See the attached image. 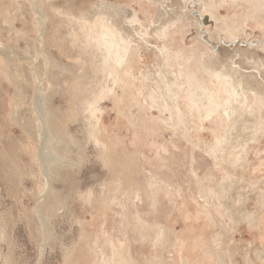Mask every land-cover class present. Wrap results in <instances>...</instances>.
<instances>
[{
  "label": "rangeland",
  "instance_id": "rangeland-1",
  "mask_svg": "<svg viewBox=\"0 0 264 264\" xmlns=\"http://www.w3.org/2000/svg\"><path fill=\"white\" fill-rule=\"evenodd\" d=\"M100 12L130 47L121 70L133 80L111 94L95 70L100 52L68 29ZM212 55L240 73L245 104L205 70ZM192 73L217 104L240 103L238 116L218 109L199 122ZM142 83L179 111L174 127L140 100ZM95 124L100 145L88 137ZM219 136L225 157L243 151L236 169L208 156ZM258 203L264 0H0V264H264L254 258L264 248Z\"/></svg>",
  "mask_w": 264,
  "mask_h": 264
},
{
  "label": "bare ground",
  "instance_id": "bare-ground-1",
  "mask_svg": "<svg viewBox=\"0 0 264 264\" xmlns=\"http://www.w3.org/2000/svg\"><path fill=\"white\" fill-rule=\"evenodd\" d=\"M36 10L38 11V9H36ZM127 10L131 12V16H130L129 20L127 21V27H130L133 30L138 29V27L140 26V23H139L140 21L136 16L135 9L133 7H129V8H127ZM21 14H22V12H21ZM37 14H39V13H37ZM106 17L103 13L100 12V13H98V16L94 19L93 22L92 21H88V22L86 21L85 22V20L79 22L77 20V22L75 23V27L72 26V27H69L68 29L71 32H76L77 35H79L80 37H82L85 40V43H86L85 48L91 47L90 49L92 52L93 51H99L100 52L101 56L99 58V61H97V62H99V65L95 66V70L102 77H106L107 79L111 80V84H110L111 88L106 91L108 94H111L112 92H114V89L117 88L119 85L123 84L124 82L131 81L133 76L131 77L128 74V72H127L128 68L127 67H125L123 69V71L121 70L123 65L130 64L129 59H128V53L130 50L129 49L130 47L128 46L129 43L122 41L121 39L118 40L115 38V30L117 31L118 29H115L113 25H110V22L107 21L108 18H106ZM210 18L215 19L214 10H212V12L210 13ZM38 32L40 34L45 32V27H42V24L40 25ZM226 33L230 37V39H232L231 33L229 31H227ZM162 34H163V32L160 34V36H162ZM93 48H94V50H93ZM154 49L156 51H158L163 56L162 52H160L156 47H154ZM7 52H9V51H7ZM222 52H223V50L220 49L219 52H217L215 55H217V54L219 55ZM8 54L9 53H7V55H6V57H7L6 61L7 62H8V57L10 56V55L8 56ZM215 55H212L206 59V61L204 63L205 70L207 72H210V76L214 77L215 79L223 80V82L227 86V92L230 94L231 98H233V99L238 98L240 100V102H242V104H245L246 99H245V95H244V88L242 85L243 80H242L240 73L238 71H236V69L233 68L232 66L228 67V70L225 66H223L224 64H226V60H227V58L224 55H221L219 62L214 60V58H216ZM163 59H165V58H163ZM93 63H96V61ZM216 64H218L217 67L214 66ZM228 64H230V63H228ZM187 80L195 86L196 92L200 91L204 95V102L203 103H199L198 102L199 99H197V98L193 99V102H195V108H196L198 116L200 118L199 122H202L203 120H206L210 116L214 115V113L218 109L222 110L223 119L226 121H230L231 119H234L238 116L237 113L240 111V106H239L240 103L236 104V106H234V107L232 106V104H233L232 102L229 103L227 101L222 103L221 105H219L214 100L213 92L211 90H208L207 88H205L203 83L198 78H196L195 74H193V73L190 74L188 76ZM245 85L248 86L247 83ZM145 86H146L145 83H142L141 87L138 88L137 94H138V97L140 98V100L141 101L146 100L150 105H156V107L159 110H161V112L163 114H167L169 116V119H167L169 123L164 122L163 124L166 127H174L176 122L172 121L170 119V117H171V114H173V116H175L177 114V112H179V111L176 109L173 110V109L169 108L167 106V104L162 102V100H160L158 97H154L153 95H151V96L147 95V93L144 91ZM17 88L19 89V84L17 85ZM258 88L260 89V87H258ZM258 88H256V89L248 88L247 90H248V92L252 93L253 95H255V94L257 95V94H259ZM17 92H19V90ZM103 93H105V91H103ZM17 97H18V95H16V97L14 98L13 108H12L11 112L9 113V118L11 120H13L14 122H17L16 116H17V110H18V105H19V101H18ZM98 98L99 97L93 99L91 101L92 104H94L95 103L94 100H97ZM200 129H203V128H200ZM26 130L28 131V129L25 128V131ZM27 133L30 134L29 131ZM98 133H99L98 124L97 125L95 124L89 130L88 137L91 141L100 145V143L97 140ZM260 137L262 138L263 136L260 135ZM184 138L186 141L190 140L189 129L184 134ZM224 139H225V136H219L217 138L216 145L213 147V149L211 151H207L208 156H210L214 160V165L216 166L217 169L223 166V164H221V163L222 162L224 163L225 160L228 161V164L232 168L235 166L237 167V164H239V160L244 159L243 158V151L233 150L231 153L227 154V156H229V157H225L224 153H223L224 150L221 146V142ZM219 162H221V163H219ZM236 167H235V169H236ZM208 200L206 198L207 202H209ZM208 204H210V203H208ZM258 206H259L260 211H264V206L261 203H258ZM258 213H259V210H258ZM260 218H261L260 214H258L254 218L253 222L257 224L255 226L257 228V230L261 231L262 227L259 223ZM260 250L261 251L257 254V256L254 257L257 259L258 262L264 261V248H263V250L262 249H260ZM228 253H229L228 254L229 260L231 261L230 250H228ZM216 259H217V262L221 263V260L219 261L217 256H216Z\"/></svg>",
  "mask_w": 264,
  "mask_h": 264
}]
</instances>
